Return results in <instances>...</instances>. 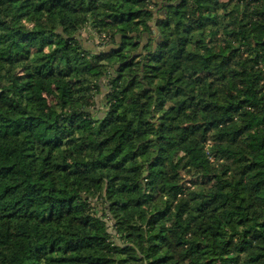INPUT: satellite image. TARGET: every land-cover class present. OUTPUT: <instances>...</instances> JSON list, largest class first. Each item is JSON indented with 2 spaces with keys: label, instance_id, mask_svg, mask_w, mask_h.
<instances>
[{
  "label": "trees",
  "instance_id": "16d2710c",
  "mask_svg": "<svg viewBox=\"0 0 264 264\" xmlns=\"http://www.w3.org/2000/svg\"><path fill=\"white\" fill-rule=\"evenodd\" d=\"M0 264H264V0H0Z\"/></svg>",
  "mask_w": 264,
  "mask_h": 264
},
{
  "label": "rangeland",
  "instance_id": "374dc122",
  "mask_svg": "<svg viewBox=\"0 0 264 264\" xmlns=\"http://www.w3.org/2000/svg\"><path fill=\"white\" fill-rule=\"evenodd\" d=\"M81 37L83 39V41L85 42V45H87V47H91L94 50H101L105 47V44L103 43V41L101 39H99V37L97 36V34L95 32H93L92 30H90L89 27H84L81 32ZM104 91V90H103ZM96 113L98 114L99 111H101L102 107H103V103H104V98L102 94H99L98 96H96ZM100 115V113H99Z\"/></svg>",
  "mask_w": 264,
  "mask_h": 264
}]
</instances>
